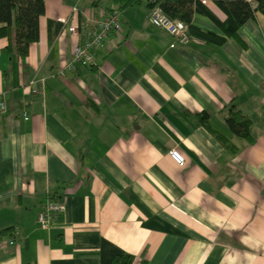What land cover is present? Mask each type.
Instances as JSON below:
<instances>
[{"label": "crops", "instance_id": "obj_1", "mask_svg": "<svg viewBox=\"0 0 264 264\" xmlns=\"http://www.w3.org/2000/svg\"><path fill=\"white\" fill-rule=\"evenodd\" d=\"M75 5L81 19L118 7L45 0L26 55L0 37V264H264V14L227 36L197 11L193 24L226 39L181 43L141 1L93 65L61 75L75 39L57 25ZM233 105L253 141L228 125ZM55 195L66 207L43 228Z\"/></svg>", "mask_w": 264, "mask_h": 264}, {"label": "trees", "instance_id": "obj_2", "mask_svg": "<svg viewBox=\"0 0 264 264\" xmlns=\"http://www.w3.org/2000/svg\"><path fill=\"white\" fill-rule=\"evenodd\" d=\"M118 9L122 10L143 0H113ZM226 14L220 19L206 4V0H162L161 6L172 17H177L189 23L190 30L209 41L222 43L225 35H219L209 30H203L192 23L195 12H201L213 18L227 36H238L240 27L257 11L264 14V0H213ZM153 5V3H149ZM111 9V8H110ZM113 9V8H112ZM45 12V0H0V37H8V50L11 54L26 55L32 42L39 38V17ZM62 27V21L58 23ZM230 128L236 134L254 140L252 135V119L241 109L231 106L226 116ZM134 257L131 254H121L114 257L112 264H131Z\"/></svg>", "mask_w": 264, "mask_h": 264}, {"label": "built area", "instance_id": "obj_3", "mask_svg": "<svg viewBox=\"0 0 264 264\" xmlns=\"http://www.w3.org/2000/svg\"><path fill=\"white\" fill-rule=\"evenodd\" d=\"M148 3H153L150 6V20L156 26H159L171 35L175 40L181 43H188L193 37L189 23L172 17L161 6L162 0H143ZM71 18H65L62 21L61 31L70 32L75 39L73 54L66 60L65 65L60 70L61 75H66L67 71H74L78 65H93L95 61V53L112 44L114 35L122 30L121 10L111 8L102 11L94 18H79L80 9L77 5L72 8ZM174 45V43L172 44ZM8 104L3 96H0V116L7 112ZM25 118H29L27 112L24 113ZM173 159L180 165L186 162L185 155L174 147L170 150ZM65 200L60 195L49 196L42 204L37 220L41 227H51L59 218L60 214L65 209ZM15 239H9V243H14Z\"/></svg>", "mask_w": 264, "mask_h": 264}, {"label": "rangeland", "instance_id": "obj_4", "mask_svg": "<svg viewBox=\"0 0 264 264\" xmlns=\"http://www.w3.org/2000/svg\"><path fill=\"white\" fill-rule=\"evenodd\" d=\"M106 0H101L102 3H105ZM109 2V1H108Z\"/></svg>", "mask_w": 264, "mask_h": 264}]
</instances>
